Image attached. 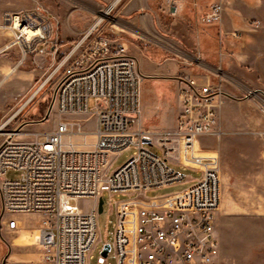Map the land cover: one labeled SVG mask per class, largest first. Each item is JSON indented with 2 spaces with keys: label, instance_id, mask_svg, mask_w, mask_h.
Returning <instances> with one entry per match:
<instances>
[{
  "label": "built area",
  "instance_id": "built-area-1",
  "mask_svg": "<svg viewBox=\"0 0 264 264\" xmlns=\"http://www.w3.org/2000/svg\"><path fill=\"white\" fill-rule=\"evenodd\" d=\"M223 11L222 2H214L200 21L221 23ZM97 27L69 43L50 74L52 78L60 72L49 107L61 116L54 130L27 138L26 122L10 129L12 118L0 123V231L18 228L14 214L39 213L37 244L44 261L89 264L100 241L99 200L107 190L112 195H135L116 202L110 251L116 264H218L221 156L199 139L210 135L220 139L224 134L222 108L232 95L221 67H207L196 58L193 63L204 73L183 70L173 76L179 82L176 125L146 128L138 59L123 41ZM0 31L10 34L0 45V56L14 49L19 54L10 72L0 75V89L29 57L55 55L60 48L52 18L39 8L5 10ZM231 34L239 37L238 32ZM260 95L264 96L261 89H244V98L264 113ZM90 98L96 102L92 109ZM92 117L95 126L88 129ZM256 133L264 140V128ZM129 147L135 153L114 168V156ZM173 165L195 169L200 176L183 190L147 197L148 190L187 181ZM9 170L20 176L8 178ZM81 198L94 199L91 209H68L70 199ZM106 260L99 257L100 263Z\"/></svg>",
  "mask_w": 264,
  "mask_h": 264
},
{
  "label": "rangeland",
  "instance_id": "rangeland-1",
  "mask_svg": "<svg viewBox=\"0 0 264 264\" xmlns=\"http://www.w3.org/2000/svg\"><path fill=\"white\" fill-rule=\"evenodd\" d=\"M0 0V11L4 9L20 10L39 8L48 14L55 28V38L60 48L54 56H44L37 61L24 65L19 72L26 75L23 79L10 78L0 89V123L12 118L7 128L18 127L23 122V131L27 138L34 133L43 134L55 129L61 116L52 107L51 95L58 72L52 78L50 74L59 63L69 43L77 41L98 20L106 10L109 13L97 24L103 34L109 35L115 31L122 32L120 28L129 29L126 36L132 46L130 52L138 59L139 70L142 75L140 85L142 124L146 128L174 127L178 113L176 85L171 81L154 77L148 72H142L146 63L165 72V67L170 60L185 66L193 73L203 72V67L193 61L200 58L195 45L191 43L192 36L187 34L188 29L179 26L178 22L163 17L162 23L169 32L153 34L143 25L139 11L125 14V9L134 0ZM139 2L140 0H135ZM155 20V24H156ZM211 30L217 31L216 28ZM157 52H161L169 60L157 61ZM141 57H137L136 54ZM218 55V54H217ZM216 56V53L214 54ZM213 59L214 67H220L219 62ZM202 62V60H201ZM161 64V65H160ZM209 67V66H208ZM168 83V86L165 85ZM166 86V87H165ZM12 87V88H10ZM15 88V90H14ZM40 88V90H39ZM247 87H243L246 89ZM13 90V91H12ZM159 95L156 96V92ZM33 99L19 113L16 112L32 96ZM238 95L244 97V90ZM260 104L264 103V96L260 95ZM228 99H230L228 101ZM222 108V129L224 134L220 139L210 136L200 137L203 146H212L220 151L221 156V205L217 214V232L219 235L221 252L219 264H264V140L256 132L264 128V113L253 100L238 99L233 96L234 102L228 98ZM96 105L94 98H90L89 107ZM262 106V105H261ZM16 115V116H14ZM44 117L45 120L40 121ZM95 120L92 117L87 123L88 129L94 128ZM136 149L129 147L113 158V167L125 163ZM182 172L186 180L168 186L148 190L147 197L162 196L185 189L200 176V172L173 165ZM8 178H17L19 171L9 170ZM104 209L99 215L100 241L90 254L89 262L98 263L102 248L105 243H112L116 221V202L120 199L130 198L135 195L115 194L105 190L102 193ZM94 203L92 198L70 199L68 209L88 211ZM2 204L0 198V219ZM10 216V214H7ZM39 217L35 218L38 222ZM6 251L0 231V264ZM110 264H116V259L111 252Z\"/></svg>",
  "mask_w": 264,
  "mask_h": 264
},
{
  "label": "crops",
  "instance_id": "crops-1",
  "mask_svg": "<svg viewBox=\"0 0 264 264\" xmlns=\"http://www.w3.org/2000/svg\"><path fill=\"white\" fill-rule=\"evenodd\" d=\"M217 1H221L224 6L221 23H202L200 15L207 11L212 3ZM5 10L11 9L0 11V21ZM125 10V14L136 13L138 10L139 12H137L141 15V18L145 20L143 25L155 35L161 34L162 31L169 32L161 22L163 17L175 20L179 26L188 29L186 32L192 36L191 43L195 45L204 65L210 68L214 67L213 61L217 60V56H219L218 62L225 75L224 85L232 95L230 98L233 102L235 100L233 96H237L239 101L245 100L242 95H238L243 92V87L264 91V0H140L139 2L134 0ZM252 21H259L260 23L252 24ZM120 28L124 33L115 31V33L107 36L123 41L128 48V52L133 55L130 52L131 41L122 35L127 34L126 32H129V29L126 26L124 28L120 26ZM212 28H216L217 31L211 30ZM231 32H238L239 37L233 36ZM9 37V33L0 31V45ZM215 53L216 56H214ZM47 55L50 56L49 54L31 56L24 65L29 66L30 62L37 61ZM136 55L139 59L142 57V54L141 57L138 53ZM18 57L19 54L16 49L0 56V75L10 72ZM167 60L169 58H165L161 52H157V61L165 62ZM20 68L12 73L15 74L13 78L23 79L26 77L24 73L19 72L22 71ZM165 69V72H160L147 62L142 72H148L154 77L171 81L172 79L169 78H173L180 71L188 70L185 66L181 67L173 59L166 65ZM171 82L174 83V86L176 85L175 92L179 112V82L177 80ZM165 85L168 86V83H165ZM158 95L159 91L156 92V96ZM176 119L177 116L173 119L175 125ZM12 217L18 220V228L16 230L3 228L1 231L3 242L6 245L1 264H53L44 261L42 249L37 244L38 228L42 223V215L39 213H20L14 214ZM36 217L40 218L38 222L35 221ZM89 264H92V262H89ZM97 264L110 263L108 258L104 263H100L98 258Z\"/></svg>",
  "mask_w": 264,
  "mask_h": 264
},
{
  "label": "water",
  "instance_id": "water-1",
  "mask_svg": "<svg viewBox=\"0 0 264 264\" xmlns=\"http://www.w3.org/2000/svg\"><path fill=\"white\" fill-rule=\"evenodd\" d=\"M143 141L146 143H150V141L148 139H143ZM103 209H104V199L101 197L99 200V213H102ZM111 249H112V244L111 243H105V245L101 251V255L105 258H108Z\"/></svg>",
  "mask_w": 264,
  "mask_h": 264
},
{
  "label": "bare ground",
  "instance_id": "bare-ground-1",
  "mask_svg": "<svg viewBox=\"0 0 264 264\" xmlns=\"http://www.w3.org/2000/svg\"><path fill=\"white\" fill-rule=\"evenodd\" d=\"M117 1H118V0H115L114 3H113V5H115V3H117ZM108 13H109V10H106L104 13H102V14L99 16L98 20L96 21V23H95L93 26L97 25V24L103 19V17H105ZM39 90H40V88H39ZM33 97H34V96H33Z\"/></svg>",
  "mask_w": 264,
  "mask_h": 264
}]
</instances>
